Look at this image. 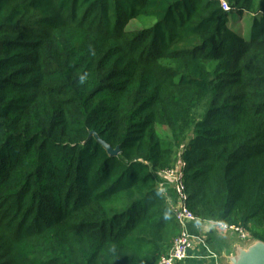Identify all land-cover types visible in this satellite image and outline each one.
Wrapping results in <instances>:
<instances>
[{"label":"trees","instance_id":"trees-1","mask_svg":"<svg viewBox=\"0 0 264 264\" xmlns=\"http://www.w3.org/2000/svg\"><path fill=\"white\" fill-rule=\"evenodd\" d=\"M224 1L0 0V264H157L179 160L196 220L264 243V0Z\"/></svg>","mask_w":264,"mask_h":264},{"label":"built area","instance_id":"built-area-1","mask_svg":"<svg viewBox=\"0 0 264 264\" xmlns=\"http://www.w3.org/2000/svg\"><path fill=\"white\" fill-rule=\"evenodd\" d=\"M219 1L221 9L224 12L229 13L230 8L226 2L224 0ZM184 169L185 163L179 160L173 168L165 170L158 175V188L163 186L161 184L162 182H165L170 186L175 196V202L171 204L172 206L170 205V208L173 212L175 222L179 227V234L173 240L168 253L162 256L157 264L181 263L188 258V252L191 249L194 240V237L188 233L187 226L189 223L195 222L197 220L186 207L188 197L185 192ZM216 224L225 231L233 232V234H235L241 242L247 240V235L243 230L234 227L228 228L224 225H221L220 223ZM196 239L199 241L198 238Z\"/></svg>","mask_w":264,"mask_h":264},{"label":"crops","instance_id":"crops-1","mask_svg":"<svg viewBox=\"0 0 264 264\" xmlns=\"http://www.w3.org/2000/svg\"><path fill=\"white\" fill-rule=\"evenodd\" d=\"M161 184L163 186L159 187V190L166 196L170 206L175 202L173 191L165 182ZM187 231L194 240L188 258L179 264H229L228 258L238 240L233 232L223 230L216 223L199 220L189 223Z\"/></svg>","mask_w":264,"mask_h":264},{"label":"water","instance_id":"water-1","mask_svg":"<svg viewBox=\"0 0 264 264\" xmlns=\"http://www.w3.org/2000/svg\"><path fill=\"white\" fill-rule=\"evenodd\" d=\"M96 141L106 150L111 157L119 155V149H111L92 133ZM229 264H264V243L256 241L248 247L238 244L228 258Z\"/></svg>","mask_w":264,"mask_h":264},{"label":"rangeland","instance_id":"rangeland-1","mask_svg":"<svg viewBox=\"0 0 264 264\" xmlns=\"http://www.w3.org/2000/svg\"><path fill=\"white\" fill-rule=\"evenodd\" d=\"M150 21V26L154 23L153 19H147ZM229 27L232 29V31L239 32L241 33L240 35L244 38H248V33L249 29L251 27L252 23V16L249 14H242V15H237V14H230L229 16ZM239 20V21H238ZM242 22H241V21ZM143 28V24L139 21H133L129 24L128 26V31H136V30H141ZM158 132L162 136H166L167 132L163 131L162 129H158ZM247 237V236H246ZM239 240V239H238ZM235 242V245H242L243 247H248L249 245L253 244V241L249 240L247 237V240L244 242H241L240 240Z\"/></svg>","mask_w":264,"mask_h":264}]
</instances>
